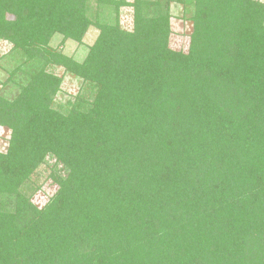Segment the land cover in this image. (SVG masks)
Returning a JSON list of instances; mask_svg holds the SVG:
<instances>
[{
    "label": "trees",
    "instance_id": "obj_1",
    "mask_svg": "<svg viewBox=\"0 0 264 264\" xmlns=\"http://www.w3.org/2000/svg\"><path fill=\"white\" fill-rule=\"evenodd\" d=\"M193 5L175 50L169 0H0L18 53L0 92V264H264V3ZM89 27L82 61L50 46ZM57 65L96 86L87 110L54 108Z\"/></svg>",
    "mask_w": 264,
    "mask_h": 264
},
{
    "label": "rangeland",
    "instance_id": "obj_2",
    "mask_svg": "<svg viewBox=\"0 0 264 264\" xmlns=\"http://www.w3.org/2000/svg\"><path fill=\"white\" fill-rule=\"evenodd\" d=\"M132 2V0H126ZM264 3V0H259ZM169 7L171 13L170 27L171 34L169 37V46L175 50H187L189 44V35L192 31V22L190 16L193 13V0H169ZM130 5L122 7L119 13V24L125 29H131L133 22V11ZM109 13V10L107 11ZM106 15H101V20L110 19ZM82 27L81 22H77L71 32L78 33V29ZM98 30L95 27H89L83 34L80 41L73 39L64 40L62 35L54 34L50 39V46L63 52L64 54L73 57L77 61H82L85 57L88 45L91 44L96 37ZM16 50H13V45L6 39H0V92L7 86L4 82L7 81L10 73L9 71L14 67L18 59ZM50 71L61 76L62 83L60 89L55 96L53 106L55 109L65 111L71 105L75 96L80 95L81 98L76 102L77 109L87 110L88 101L91 100L96 86L89 82H83L81 78L66 72L61 66L50 67ZM10 131L0 126V150L3 151L7 147ZM39 182L44 180L47 171L41 168L38 170ZM33 175L32 179L34 178ZM31 179V180H32ZM50 180V179H48ZM46 181L42 187L35 190L30 200L36 208H41L47 201L49 194L56 189V185ZM49 182V183H48ZM26 246V245H25Z\"/></svg>",
    "mask_w": 264,
    "mask_h": 264
}]
</instances>
